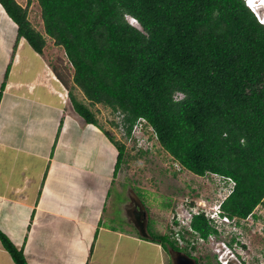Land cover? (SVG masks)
Here are the masks:
<instances>
[{"label": "trees", "instance_id": "1", "mask_svg": "<svg viewBox=\"0 0 264 264\" xmlns=\"http://www.w3.org/2000/svg\"><path fill=\"white\" fill-rule=\"evenodd\" d=\"M37 2L44 33L63 47L72 80L91 104L118 112L128 135L144 117L182 167L234 179L224 213L241 219L252 212L264 198V24L244 0ZM0 3L18 36L42 52L45 36L32 25L28 3ZM70 97L87 122H97L89 106ZM116 142L118 168L125 151ZM191 226L204 238L216 232L203 213ZM155 238L181 249L168 234ZM0 241L16 264H28L2 231Z\"/></svg>", "mask_w": 264, "mask_h": 264}, {"label": "crops", "instance_id": "2", "mask_svg": "<svg viewBox=\"0 0 264 264\" xmlns=\"http://www.w3.org/2000/svg\"><path fill=\"white\" fill-rule=\"evenodd\" d=\"M39 30L42 52L0 3V231L28 264H172L149 205L116 185L117 138L74 109ZM0 264H16L1 241Z\"/></svg>", "mask_w": 264, "mask_h": 264}, {"label": "rangeland", "instance_id": "3", "mask_svg": "<svg viewBox=\"0 0 264 264\" xmlns=\"http://www.w3.org/2000/svg\"><path fill=\"white\" fill-rule=\"evenodd\" d=\"M22 2L25 4L28 0ZM28 11L35 29H42L41 10L37 0L28 3ZM127 18L129 20V17ZM56 46V50L50 54L51 69L60 74L69 92L89 106L95 116H98V120L102 119L111 128L117 141L123 143L124 159L116 175V185L124 191L132 186L149 205L153 222L149 229L156 235H159L155 232L158 231L170 237L179 231L187 241L180 250L196 258L201 264H215L220 262V255L231 252L240 264H264V200L258 203L249 215L240 219L239 225L227 226V233L200 238L198 232L190 231L187 226L190 224L188 217L191 216L192 210H211L219 202L216 178L211 173L197 175L182 167L159 144L154 132L149 128L144 127L142 130L144 141L128 140L125 134L126 125L118 112L101 103L91 104L72 84L70 75L73 68L63 47ZM179 94L176 93V98H180ZM118 196L121 194L116 195V198ZM113 208L115 213L120 211L115 205Z\"/></svg>", "mask_w": 264, "mask_h": 264}, {"label": "built area", "instance_id": "4", "mask_svg": "<svg viewBox=\"0 0 264 264\" xmlns=\"http://www.w3.org/2000/svg\"><path fill=\"white\" fill-rule=\"evenodd\" d=\"M246 5L254 12L255 16L257 17L258 21L264 24V0H257L255 6L252 4V1L250 0H244ZM261 12V14H260ZM65 96H68V91L66 90ZM145 128H149V130L152 131V127L150 124L147 122V120L144 117H138L136 121L134 122L131 133L128 135L126 134L128 140L135 139V140H141L144 141L145 136L142 132V130ZM122 129V127H120ZM215 178H216V186L219 192V202L217 205H215V208L210 210V211H202V209L198 210H192V214L188 219L192 220L194 215L200 214L203 212L205 217H207L208 222L210 225L216 230V232L210 233L208 236L211 238V236H216L218 234H223L227 233L226 227L228 226H233L236 227L238 223V218L236 216L230 217L228 214L224 213L221 209V203L222 201L231 193V191L234 188L235 181L232 177L226 176L220 173L212 172L211 173ZM264 200V198H263ZM184 222V220H183ZM190 231L195 232L196 230L189 224ZM197 232V231H196ZM170 237V236H169ZM200 238H203L202 236ZM170 239H173L175 243L179 247L185 246L187 244V241L183 239V237L180 235L179 231H176L175 235H172ZM232 253V252H231ZM229 253L230 255H232ZM233 256V255H232ZM219 261L221 264L226 263V259L223 258V255L219 256Z\"/></svg>", "mask_w": 264, "mask_h": 264}, {"label": "water", "instance_id": "5", "mask_svg": "<svg viewBox=\"0 0 264 264\" xmlns=\"http://www.w3.org/2000/svg\"><path fill=\"white\" fill-rule=\"evenodd\" d=\"M171 255L173 257V264H198L194 257L188 255L186 252H183L182 250H176V249L172 250ZM225 255L228 256V258H226V256H223V258L226 259L225 264H240L239 261L236 260L229 253H226Z\"/></svg>", "mask_w": 264, "mask_h": 264}, {"label": "flooded vegetation", "instance_id": "6", "mask_svg": "<svg viewBox=\"0 0 264 264\" xmlns=\"http://www.w3.org/2000/svg\"><path fill=\"white\" fill-rule=\"evenodd\" d=\"M145 216H146V214H145V212L143 211L142 213H141V215H140V219H139V225H140V227L142 228L143 227V225H144V219H145ZM137 220V219H136ZM233 238H235V237H233ZM232 238V239H233ZM238 238V237H237ZM182 248V247H181ZM172 250H175V249H171V250H168V253H169V256H170V259H171V262H172V264H173V257H172V255H171V251ZM176 250H180V249H176ZM188 254V253H187ZM226 254V253H225ZM189 255V254H188ZM224 256H226V255H224ZM226 258H228V256H226ZM196 259V258H195ZM237 260V259H236ZM196 261H197V259H196Z\"/></svg>", "mask_w": 264, "mask_h": 264}, {"label": "clouds", "instance_id": "7", "mask_svg": "<svg viewBox=\"0 0 264 264\" xmlns=\"http://www.w3.org/2000/svg\"><path fill=\"white\" fill-rule=\"evenodd\" d=\"M20 3V2H19ZM21 4V3H20ZM22 5V4H21ZM25 6V5H24ZM129 21H130V23H132V24H134V25H136L137 24V21H136V19H134L133 17H129ZM136 23V24H135ZM177 93H180V92H177ZM174 96L176 97V93L174 94ZM179 96H180V98L181 99H186V94H183V93H180L179 94ZM212 210V209H211ZM206 211H210V210H206ZM194 217V216H193ZM242 219V218H241ZM239 220L240 219H238V222H239ZM190 225H191V222H190ZM237 225H239L238 223H237ZM189 227V224H188V226H187V228Z\"/></svg>", "mask_w": 264, "mask_h": 264}, {"label": "bare ground", "instance_id": "8", "mask_svg": "<svg viewBox=\"0 0 264 264\" xmlns=\"http://www.w3.org/2000/svg\"><path fill=\"white\" fill-rule=\"evenodd\" d=\"M256 1H257V0H253V1H252V4H253L254 6H255V4H256Z\"/></svg>", "mask_w": 264, "mask_h": 264}, {"label": "snow or ice", "instance_id": "9", "mask_svg": "<svg viewBox=\"0 0 264 264\" xmlns=\"http://www.w3.org/2000/svg\"><path fill=\"white\" fill-rule=\"evenodd\" d=\"M250 2H251V0H250Z\"/></svg>", "mask_w": 264, "mask_h": 264}]
</instances>
